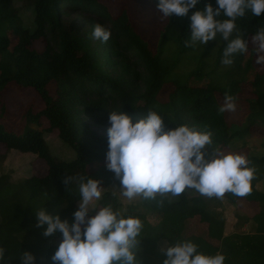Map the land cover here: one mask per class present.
Segmentation results:
<instances>
[{"label":"trees","instance_id":"16d2710c","mask_svg":"<svg viewBox=\"0 0 264 264\" xmlns=\"http://www.w3.org/2000/svg\"><path fill=\"white\" fill-rule=\"evenodd\" d=\"M19 1L24 5L21 8L31 10L32 27L23 26L13 0H0V145L6 148L0 157L12 150L33 153L45 161L48 172L0 176V246L5 247L6 257H17L8 264H21L18 256L25 250L34 254L35 264H54L51 256L62 233L44 236L47 225L37 226L35 210L45 207L69 224L74 221L81 200L78 182L74 179L66 184L65 177L88 174L100 182L118 180L100 164L106 160L108 136L93 129L87 119L105 123L110 111H123L135 123L149 108L164 118L165 130L187 123L211 131L214 146H207V153L214 147L222 152L245 150L256 173L251 195L240 198L226 193L223 200L210 199L218 202L215 207L198 193L187 191L176 199L159 195L155 200L143 199L144 210L129 206L123 211L118 195L104 192L101 204L111 203L143 221L137 253L142 264H163L166 256L161 246L177 239L193 241L206 254L225 255V264H264V155H250L247 147L264 135V72L254 65L256 54L250 44L248 53L235 55L231 66H223L227 41L211 42L202 54L199 51L198 64L183 68L188 53L195 50L184 45L190 39L191 14L208 3L215 9L217 0H199L187 16L165 20L157 10L159 0H124L116 15L102 0ZM70 13L84 14L90 28L83 34L70 30L62 20ZM94 20L110 29L107 43L92 39ZM237 24L252 36L264 26V13L254 16L246 10ZM36 40L44 42L43 49L33 47ZM223 74L230 75L225 83L220 82ZM205 77L209 81L204 85L191 83ZM246 83L254 96L241 100L239 94ZM51 84L56 87L54 93ZM166 87L170 88L168 98L161 100ZM33 88L43 99V107L33 110L32 105L21 104L17 112L7 107L10 91ZM225 93L243 104L239 122L230 123L227 112H218L223 103L218 94L224 98ZM54 130L75 150L73 159H61L50 151L43 133ZM247 136L244 146L232 147L235 138ZM93 162L98 166L90 171ZM249 202L256 206L246 213L242 207ZM223 206L237 219L229 234L225 233L228 216ZM196 219L207 225L206 236L186 232ZM250 225V230H244Z\"/></svg>","mask_w":264,"mask_h":264},{"label":"clouds","instance_id":"9594fccd","mask_svg":"<svg viewBox=\"0 0 264 264\" xmlns=\"http://www.w3.org/2000/svg\"><path fill=\"white\" fill-rule=\"evenodd\" d=\"M199 0H159L157 10L160 19L187 16ZM197 9L190 17V39L185 47L202 45L216 38L227 41L223 48L221 64L231 66L234 56L248 53L249 44L239 33L238 18L250 10L252 15L264 13V0H217ZM223 17V18H220ZM111 31L99 23L94 25L91 37L102 43L110 39ZM255 63L264 66V26L251 37ZM237 98L225 93L219 113L235 112ZM110 127L107 129L108 151L106 167L119 179V194L128 202L140 197L155 200L156 197L178 198L187 191H194L206 199L223 200L226 193L247 197L253 191L252 181L256 170L250 166L246 155L238 152H222L214 147L207 153V146H214L212 132L199 129L195 124H178L165 130L164 118L149 108L135 123L123 111H110ZM78 182L79 207L74 211V221L69 224L59 213L52 215L45 207L36 211L37 226L43 227L48 237L59 231L62 240L51 256L54 264H142L137 253L144 224L140 217L115 209L111 203L101 204L104 187L90 175L67 176L64 182ZM116 196V193H112ZM92 209H98L89 216ZM193 241L166 240L160 251L166 258L163 264H225V255L206 254L198 251ZM0 246V264L17 257L5 255ZM21 264H35L31 251H21Z\"/></svg>","mask_w":264,"mask_h":264},{"label":"rangeland","instance_id":"374dc122","mask_svg":"<svg viewBox=\"0 0 264 264\" xmlns=\"http://www.w3.org/2000/svg\"><path fill=\"white\" fill-rule=\"evenodd\" d=\"M102 1L107 5L108 9L114 15L119 14L122 6L125 3L124 0H102ZM13 2H14V6L19 10V16L21 18L23 26L32 27L33 14L31 12V10H29L25 7L21 8L24 5L21 4V2L19 0H13ZM85 17L86 16L84 14H81V13H70V15L63 17L62 20H63V23L66 24L70 30H73V31L78 32V33L81 32L83 34L91 26V24L89 23V21ZM95 23H96V21H95ZM237 34L241 35L242 38L245 41H247L251 47H253V45L251 44V37L252 36H250L243 28L239 27V33H237ZM211 42L224 43L226 41L223 39L222 34L218 33L215 39L210 40L205 45H202L199 42H197V44L195 46V50L193 52L188 53V56H187V58L183 64V68L188 69V68H191L192 66L198 64L200 62L199 51L202 54ZM44 46H45V44L42 40H36L34 42V45H33V47L38 49V50L43 49ZM211 54L214 55L216 53L214 51H212ZM256 55H258V54H256ZM256 55H255V59H256ZM255 59H254L253 63L256 66V68L259 71L264 72V66L256 64ZM231 70H234V69H231ZM229 76L230 75H226V74L221 75L220 82L225 83L228 80ZM235 77H240V74L236 73ZM208 81H209V78L205 77V79H203L201 81L192 79L191 83L204 85ZM221 85H223V84H221ZM55 88L56 87L54 84L50 85V91L52 93H54ZM169 90H170L169 87L163 88V90L161 91V94H160L161 100H166L168 98ZM218 95L220 97L221 102H223L224 98L221 96V94H218ZM239 96H240L241 100H246L248 97L254 96V93L252 91V87L249 83H246L243 85L242 93H240ZM9 100L10 101L7 104V107L11 111H16V112L20 108L21 104H28V106L32 105L33 110H37V109L44 106L43 99H41L39 97V95L37 94V92L35 91L34 88L29 89V90L28 89H14V90L10 91V93H9ZM242 105L243 104L237 103V110L235 112H227V119L230 123L240 121V114H241L240 113V107ZM87 122H89L90 126L93 129L97 130L101 134L108 136L107 135V129L110 127L109 121H107L105 123H97L96 119H87ZM45 123H47V121H45ZM257 132L263 133V131H260V130ZM43 135L45 137L46 142L49 145L50 151L54 155H57L59 158L65 159V160H71L75 157V154H76L75 150L71 146L64 143L60 139L58 130H54L52 132L45 131L43 133ZM247 139H248V136L245 138H239V137L235 138L232 142V147L235 148V147L243 145V142L246 141ZM263 139H264V135L262 138H259L258 140L253 139L254 143L253 142L247 143V147L250 148V155H254V156H258V157H262L264 155ZM208 147H211V146H208ZM5 149H6L5 147L0 145V155L1 154L3 155V153L5 152ZM223 152H225V153H227V152H238V153L247 155L245 153V150H243V149H240V150H227L226 149V150H223ZM0 162H1L0 163V176H1V174L6 173V172H10V174L16 178L17 177L30 176V175L35 174V173L42 175V174H46L48 172V167H47L45 161L41 158L38 159L36 155H33V153L32 154H24V153H19V152L12 150L11 152H9L7 154L6 157H4V158L0 157ZM100 164L106 165V160ZM97 166H98V163L93 162L88 167V169L91 171V170L96 169ZM110 172H112V171H110ZM100 183H101V186L105 188L104 192L113 191L118 195L120 202H121V209L123 211L126 210L129 206L139 207V209L144 210V207L141 206V203L143 202V198L138 197V198H136V200H134L132 202H128L124 197L120 196L119 189H118V187L120 186L119 179L118 180L113 179V180L108 181V182H100ZM191 193H196V192L191 191ZM171 199H176V198H171ZM208 200L210 201L211 207H215L218 204L217 201L211 202L210 199H208ZM255 206L256 205L253 202H249L248 204L244 205L242 207V209L246 213H250L251 211H253L255 209ZM225 207L223 206V211L225 210V212L227 213V216H228V221L226 224L225 233L229 234V233L234 231V226H235L237 219H236L235 215L233 213H231L230 211H227L228 209ZM217 208L219 210H221V206H219ZM96 211H98V209H92V210H90L88 215L89 216L95 215ZM250 229H251V225L248 227H245L244 230H250ZM186 232L187 233L199 232V233L206 236L207 235V225L205 223L199 222L196 219V220H193L190 222L188 228L186 229Z\"/></svg>","mask_w":264,"mask_h":264}]
</instances>
